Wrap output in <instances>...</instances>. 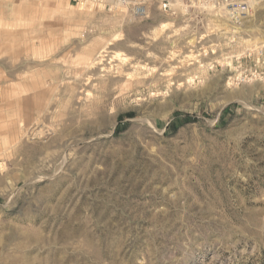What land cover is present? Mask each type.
<instances>
[{
	"label": "rangeland",
	"instance_id": "1",
	"mask_svg": "<svg viewBox=\"0 0 264 264\" xmlns=\"http://www.w3.org/2000/svg\"><path fill=\"white\" fill-rule=\"evenodd\" d=\"M169 4L0 0V264H264V0Z\"/></svg>",
	"mask_w": 264,
	"mask_h": 264
},
{
	"label": "built area",
	"instance_id": "2",
	"mask_svg": "<svg viewBox=\"0 0 264 264\" xmlns=\"http://www.w3.org/2000/svg\"><path fill=\"white\" fill-rule=\"evenodd\" d=\"M104 1V0H101ZM112 2H124V5L131 6L132 12L137 16L146 14V0H108ZM163 10L169 9V0H158ZM213 6H220L233 22H240L250 11L252 0H205ZM243 56L248 60H255L257 65L262 68L264 74V44L259 45L253 50H248ZM260 68V69H261ZM261 73V72H260Z\"/></svg>",
	"mask_w": 264,
	"mask_h": 264
}]
</instances>
